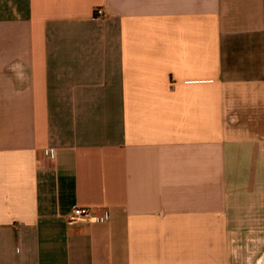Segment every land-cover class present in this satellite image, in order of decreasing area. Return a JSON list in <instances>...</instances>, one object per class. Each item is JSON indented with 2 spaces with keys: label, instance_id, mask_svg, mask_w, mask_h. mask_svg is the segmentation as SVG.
<instances>
[{
  "label": "crops",
  "instance_id": "obj_1",
  "mask_svg": "<svg viewBox=\"0 0 264 264\" xmlns=\"http://www.w3.org/2000/svg\"><path fill=\"white\" fill-rule=\"evenodd\" d=\"M254 243L264 264V0H0V264Z\"/></svg>",
  "mask_w": 264,
  "mask_h": 264
},
{
  "label": "rangeland",
  "instance_id": "obj_2",
  "mask_svg": "<svg viewBox=\"0 0 264 264\" xmlns=\"http://www.w3.org/2000/svg\"><path fill=\"white\" fill-rule=\"evenodd\" d=\"M259 234H237V236L235 237V239H237L238 242H240V244H243L246 243V242H250V241H247L245 240V238H252V236H258ZM261 236V235H260ZM256 239V238H255ZM255 243L251 245V247H240V248H237L238 249V252L240 253L241 255V263L243 264L246 263V264H249V262L251 261L252 258L256 257L257 255H259L258 253H260V249H255L254 247ZM251 264V263H250Z\"/></svg>",
  "mask_w": 264,
  "mask_h": 264
},
{
  "label": "built area",
  "instance_id": "obj_3",
  "mask_svg": "<svg viewBox=\"0 0 264 264\" xmlns=\"http://www.w3.org/2000/svg\"><path fill=\"white\" fill-rule=\"evenodd\" d=\"M98 14L102 13V10L96 11ZM80 217H87V218H93L94 213L93 209L90 207H76L73 209L72 214L70 215V219H77Z\"/></svg>",
  "mask_w": 264,
  "mask_h": 264
}]
</instances>
